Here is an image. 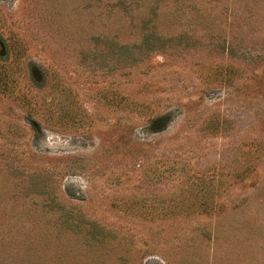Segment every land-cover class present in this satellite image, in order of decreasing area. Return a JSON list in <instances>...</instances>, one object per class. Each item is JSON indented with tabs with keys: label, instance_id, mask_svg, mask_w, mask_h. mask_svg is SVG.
Masks as SVG:
<instances>
[{
	"label": "rangeland",
	"instance_id": "rangeland-1",
	"mask_svg": "<svg viewBox=\"0 0 264 264\" xmlns=\"http://www.w3.org/2000/svg\"><path fill=\"white\" fill-rule=\"evenodd\" d=\"M0 264H264V0H0Z\"/></svg>",
	"mask_w": 264,
	"mask_h": 264
},
{
	"label": "trees",
	"instance_id": "trees-1",
	"mask_svg": "<svg viewBox=\"0 0 264 264\" xmlns=\"http://www.w3.org/2000/svg\"><path fill=\"white\" fill-rule=\"evenodd\" d=\"M0 86L5 88L7 86V82L2 76H0Z\"/></svg>",
	"mask_w": 264,
	"mask_h": 264
}]
</instances>
